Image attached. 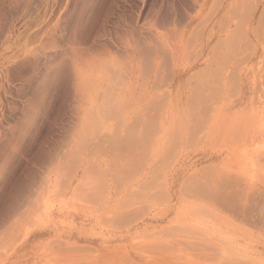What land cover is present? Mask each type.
<instances>
[{"label": "rangeland", "instance_id": "1", "mask_svg": "<svg viewBox=\"0 0 264 264\" xmlns=\"http://www.w3.org/2000/svg\"><path fill=\"white\" fill-rule=\"evenodd\" d=\"M0 264H264V0H0Z\"/></svg>", "mask_w": 264, "mask_h": 264}]
</instances>
